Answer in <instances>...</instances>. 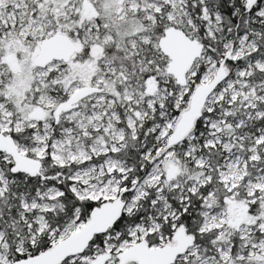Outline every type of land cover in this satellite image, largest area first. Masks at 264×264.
Here are the masks:
<instances>
[{
	"label": "snow or ice",
	"instance_id": "1",
	"mask_svg": "<svg viewBox=\"0 0 264 264\" xmlns=\"http://www.w3.org/2000/svg\"><path fill=\"white\" fill-rule=\"evenodd\" d=\"M0 264H264V0H0Z\"/></svg>",
	"mask_w": 264,
	"mask_h": 264
}]
</instances>
